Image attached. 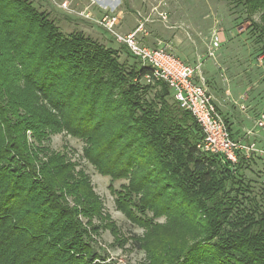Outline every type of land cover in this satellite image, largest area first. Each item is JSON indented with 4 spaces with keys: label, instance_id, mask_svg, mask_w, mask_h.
I'll return each mask as SVG.
<instances>
[{
    "label": "trees",
    "instance_id": "16d2710c",
    "mask_svg": "<svg viewBox=\"0 0 264 264\" xmlns=\"http://www.w3.org/2000/svg\"><path fill=\"white\" fill-rule=\"evenodd\" d=\"M239 3L264 41V0ZM131 55L128 66L63 33L32 0H0V264H115L96 244L108 225L122 240L118 227L88 174L51 147L61 133L84 141L99 173L127 181L111 189L144 231L131 239L146 254L136 264H264V210L241 174L249 159L203 150L194 116L166 82L139 83L151 68Z\"/></svg>",
    "mask_w": 264,
    "mask_h": 264
},
{
    "label": "rangeland",
    "instance_id": "374dc122",
    "mask_svg": "<svg viewBox=\"0 0 264 264\" xmlns=\"http://www.w3.org/2000/svg\"><path fill=\"white\" fill-rule=\"evenodd\" d=\"M32 1L36 8L51 14L63 33L83 32L106 47L117 50L120 61L128 66L137 63V60L116 34H128L140 25L144 30L138 34V39L149 46H167L165 41L177 42V39L183 38L192 40L200 52L198 60L192 63L198 66V79L207 74L202 66L203 60L214 57V90L226 95L219 109L222 113L226 111L224 117L234 134H238L237 130L247 133V127H250L249 138L243 135L238 138L245 143H255L259 149L243 164L241 174L243 182L249 185L246 195L253 200L254 206L256 204L258 209L264 210V126L259 125L264 115V41L239 0ZM114 18L112 27L103 22L104 19ZM254 19L258 21L259 14ZM215 30L222 31L225 38L218 49L212 43ZM159 41L164 43H157ZM172 51L183 58L177 50ZM137 81L147 85L159 80L145 76ZM154 91L149 95H153ZM50 145L55 151L67 155V159L76 162L77 170H84L88 174L94 191L104 205L106 219L114 221L118 227L120 241L116 240L110 228H106L109 225L100 230L96 244L98 250L115 264L143 262L145 252L134 248L131 239L144 231L117 209L116 195L111 189V186L119 189L127 181H113L111 177L99 173L83 157L85 143L80 139L68 134H55ZM163 220L160 218V221ZM95 223L100 222L96 220Z\"/></svg>",
    "mask_w": 264,
    "mask_h": 264
},
{
    "label": "built area",
    "instance_id": "2783aa9c",
    "mask_svg": "<svg viewBox=\"0 0 264 264\" xmlns=\"http://www.w3.org/2000/svg\"><path fill=\"white\" fill-rule=\"evenodd\" d=\"M114 20L115 18L104 19L103 22H106L108 27H112ZM143 30V25H140L128 34H116V36L128 46L143 66L151 68V74L146 77L166 82L180 106L194 116L204 134L200 147L205 151L221 155L232 165L238 164L241 157L250 159L253 153L259 151L255 143H245L233 137L215 98L204 82L196 80L198 66L184 61L168 46L144 44L138 39V34ZM224 41L223 32L215 30L212 34L213 47L218 49ZM259 125L264 126V115Z\"/></svg>",
    "mask_w": 264,
    "mask_h": 264
},
{
    "label": "crops",
    "instance_id": "0c3cea01",
    "mask_svg": "<svg viewBox=\"0 0 264 264\" xmlns=\"http://www.w3.org/2000/svg\"><path fill=\"white\" fill-rule=\"evenodd\" d=\"M146 30H147V28H146ZM145 32H148V30L145 31ZM147 36H149V32L147 33ZM177 40L179 42L178 41L174 42V40H173V41H171L169 43V42L165 41V44L170 48V50L171 49L172 50L173 49L177 50L180 53V55L183 56V58L182 57H180V58L183 59L184 61L188 62V63L192 64L196 60H198L197 57H199L200 52L198 51L197 46H195V44H194V42L192 40H188V38L185 39V40H184V38H183V40L182 39H177ZM182 41H183V45L181 44ZM157 43L161 44V43H164V42L163 41H159ZM182 46H184V47H182ZM172 52L174 53V51H172ZM203 61H204V63H202L203 64L202 66L205 68V71H207V74L201 75L200 79H198L197 78L198 73H197L196 80L199 81V82H204L205 83L208 91L213 95V97L215 98V101L219 104V105H217L218 109H219L220 108V104L224 102V98H225L226 95H225V93H222V95H221L218 91L214 90V57H211L210 59H208L206 61L203 60ZM220 112L222 113V111H220ZM225 114H226V111L222 113L223 116H225ZM233 128L234 127H233V124H232V129ZM247 129H248L247 133H244V131H238L237 130L236 133H238V134H234L233 131H232L233 137H235L236 139H240L238 137L243 135L244 137H246V138L248 137L249 138L250 135H251V133H249L251 128L247 127Z\"/></svg>",
    "mask_w": 264,
    "mask_h": 264
},
{
    "label": "bare ground",
    "instance_id": "6f19581e",
    "mask_svg": "<svg viewBox=\"0 0 264 264\" xmlns=\"http://www.w3.org/2000/svg\"><path fill=\"white\" fill-rule=\"evenodd\" d=\"M159 45V44H158Z\"/></svg>",
    "mask_w": 264,
    "mask_h": 264
}]
</instances>
